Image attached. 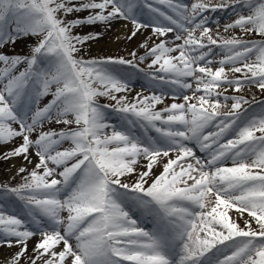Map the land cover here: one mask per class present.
<instances>
[{
    "label": "snow or ice",
    "instance_id": "snow-or-ice-1",
    "mask_svg": "<svg viewBox=\"0 0 264 264\" xmlns=\"http://www.w3.org/2000/svg\"><path fill=\"white\" fill-rule=\"evenodd\" d=\"M228 10L225 32L260 39L214 35L205 13ZM118 20L151 29L144 55H80L99 34L76 29ZM25 37L0 51V158H36L0 186L10 264H264V101L236 95L264 93V0H0V50ZM138 73L160 94L119 95Z\"/></svg>",
    "mask_w": 264,
    "mask_h": 264
},
{
    "label": "rangeland",
    "instance_id": "rangeland-1",
    "mask_svg": "<svg viewBox=\"0 0 264 264\" xmlns=\"http://www.w3.org/2000/svg\"><path fill=\"white\" fill-rule=\"evenodd\" d=\"M191 1V2H190ZM179 2L188 4L195 2V0H179ZM217 0H213V3H216ZM189 5V6H190ZM210 13V12H209ZM205 13V14H209ZM217 17H214L215 19H211V27L213 30V34L215 35L217 31L219 34L223 37H231L232 35L236 36H243L245 39H260L259 37L255 36H244V34L240 33L239 29L235 30H230L229 32L224 31V26L227 23L232 22L233 19H235V16L231 12V10H228L227 12L225 11H217L215 12ZM218 13V14H217ZM229 13V15H228ZM214 14V13H213ZM80 17H85L88 15L87 12H81L78 14ZM225 15L229 16V18L225 21L223 18L220 19L221 17H224ZM216 21H219L217 23ZM225 22V23H224ZM121 24H127L126 21L118 20L112 22L110 27H105L103 24H96V25H84L81 26V28L76 29L81 35L87 34V33H98L99 38L95 40L89 41L90 47H85L84 51L80 53L85 59L89 58H105V57H123L125 59H132L130 53L135 51L137 53V56L144 55L145 54V49L141 48L140 45L144 43L145 41L148 42L149 46H152V40H155L156 38L152 36L151 34V29L143 30L142 34L137 33L136 37H133L132 39H128L127 37L130 35L132 31V26L131 24H127V28L125 32L117 36V32L119 29L125 28ZM199 33H197L198 35ZM173 34L169 35L170 37ZM152 37L151 40L148 38ZM111 42H114L112 45ZM158 42V41H157ZM36 43V38L32 37H25L18 39L15 45H9L6 46L4 49L0 50L3 51L5 54L12 56V55H19V56H28L31 53V48L33 45ZM97 43H101L100 45H97ZM179 43V42H176ZM95 45V46H93ZM96 45L98 48L96 49ZM218 59V58H217ZM146 67V64L142 65ZM238 76L239 74H235ZM230 78H235L230 74ZM138 80L143 81L145 84L139 82ZM132 82H136V84H133ZM151 85L146 78H143L141 75L137 74L136 76L133 77V79L130 81L129 84V91L128 93H121L119 95H128L129 99L134 98L138 94L142 95H150L151 92H155V90L160 92V88L158 87H149ZM195 87V85H193ZM138 89L141 92L138 94H134L133 90ZM157 92V93H159ZM165 92H170V89L165 87ZM160 94V93H159ZM188 95H192V92L189 90L187 92ZM236 94V93H234ZM236 95H242L246 99H248L250 102H261L264 101V93H262L260 90H258L256 87H245L241 93H238ZM255 97V99H253ZM46 102V101H45ZM98 102L103 105V104H114V101H110L107 98L100 97L98 98ZM173 102L172 98L170 95H168L165 100L164 104L158 105L157 109L163 108L165 105H170ZM176 102H182V101H176ZM194 102V101H193ZM245 107H248L245 105ZM259 111V103L251 106L249 108V111ZM110 112V115L108 117V122L111 124L116 125L119 127L120 125V119L119 116L111 112V110H107ZM49 127H54L57 129L64 128V125H50ZM67 146V145H65ZM15 147V144H6V145H0V153L6 152L9 149ZM203 158V157H202ZM36 161V158L33 157V164H27L23 158L21 157H16L12 159H3L0 158V186L3 185H9V186H18L19 184L24 183L23 176L27 175V173L20 174L19 173V168L20 167H27L28 169H32L34 166V163ZM230 166V164H229ZM163 167V162L159 167L154 168V171L159 174L162 171ZM134 179V177L132 178ZM131 182V180H130ZM11 202L8 203L7 205V210L16 214H21V204L19 201L15 200L14 197L10 198ZM231 215H235V212L233 211ZM241 226H243V221H240ZM39 237H34L28 242V253H32V249L37 242ZM18 251V248L16 246H13L9 248L7 244H0V252L3 253L1 254L2 257L0 258V264H10V258ZM27 256V254H26ZM21 264H26V258L25 260H22Z\"/></svg>",
    "mask_w": 264,
    "mask_h": 264
},
{
    "label": "bare ground",
    "instance_id": "bare-ground-1",
    "mask_svg": "<svg viewBox=\"0 0 264 264\" xmlns=\"http://www.w3.org/2000/svg\"><path fill=\"white\" fill-rule=\"evenodd\" d=\"M121 25H122L123 27H125V28L119 29V31L117 32V36L120 35L119 37H121V34H122L123 32H125L126 28L128 27V26L126 27L125 24H121ZM100 44H101V43H97V45H100ZM111 44L113 45L114 42H111ZM97 45H96V47H95L96 49L98 48ZM93 46H95V45H93ZM140 92H141V91L138 90V89H134V90H133V93H134V94H138V93H140ZM155 93H156V94H159V93H157V92H155ZM151 94H152V93H151ZM151 94H150V95H151ZM1 254H3V253L0 252V258L2 257Z\"/></svg>",
    "mask_w": 264,
    "mask_h": 264
}]
</instances>
